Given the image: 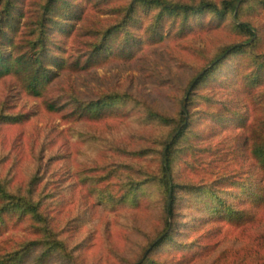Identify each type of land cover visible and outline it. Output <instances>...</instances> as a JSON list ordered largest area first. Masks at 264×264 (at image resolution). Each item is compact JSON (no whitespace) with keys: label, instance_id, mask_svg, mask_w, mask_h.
I'll use <instances>...</instances> for the list:
<instances>
[{"label":"rangeland","instance_id":"1","mask_svg":"<svg viewBox=\"0 0 264 264\" xmlns=\"http://www.w3.org/2000/svg\"><path fill=\"white\" fill-rule=\"evenodd\" d=\"M40 1L24 3L33 10ZM129 6L130 0L86 5L83 34L62 43L64 56L80 57L96 44L95 32L119 25L94 68L61 74L56 83L62 95L85 104L112 98L102 117L72 119L26 97L13 82H0V180L25 194L37 172L38 201L65 247L40 258L42 243L25 264H264V209L235 225L215 216V201L207 198L210 191L246 211L252 206H243L239 192L262 179L249 146L243 151L233 142L240 129L222 110H239L251 125L264 126V4L237 2L239 21L204 13L186 22L167 15L158 20V9L139 6L124 21ZM236 22L251 25L255 37L193 91L195 120L173 158L179 188L175 216L167 221L161 149L174 124L157 115L175 120L190 81L222 49L249 40ZM124 42L130 50L120 49ZM254 75L260 80L251 88ZM5 220L0 256L24 239L42 238L29 233L25 219ZM167 222L172 229L165 232ZM170 232L172 242L153 248Z\"/></svg>","mask_w":264,"mask_h":264},{"label":"trees","instance_id":"2","mask_svg":"<svg viewBox=\"0 0 264 264\" xmlns=\"http://www.w3.org/2000/svg\"><path fill=\"white\" fill-rule=\"evenodd\" d=\"M108 0H41L29 10L25 0H0V82H13L17 90L38 102H41L49 111L70 118L98 119L102 117L111 107L112 98L97 100L89 104L82 103L80 99L75 101L72 98L62 95L56 83L61 79V74H81L94 68L105 52L110 50L112 42L115 41L119 32V25L94 33L99 39L92 49L80 57L71 55L64 56V40H70L73 35H81L82 21L84 20V8L86 5L105 3ZM250 0H224L219 5L209 1L191 3H170L165 0H130L129 12L124 13V21L133 13L135 6L145 9H158L157 19L162 16L181 17L184 22L193 16L211 13L219 18H225L233 14L234 20L239 21V13L236 12V3L249 2ZM264 4V0H254ZM28 2V1H27ZM30 4V3H28ZM81 25V26H80ZM236 28L247 33L250 37L245 43L228 46L222 49L189 83L177 118L169 119L157 115L161 123L173 122L174 127L162 144L160 185L165 189L166 195V219H173L175 216L176 189L177 184L173 183V158L180 153L177 146L185 142L188 131L194 124L193 91L205 79L215 75L218 66L232 55L249 48L250 40L255 37V31L247 23L236 22ZM85 34V33H84ZM86 36V34H85ZM84 45L90 46V41H84ZM126 42L120 45V49L130 50L125 47ZM255 62V61H254ZM260 79L254 75L249 87H255ZM252 89L246 91L248 99L252 100ZM64 91V90H63ZM210 100H208V103ZM249 105L248 103H246ZM208 107H211V105ZM228 112V113H227ZM222 113L230 116L240 134L233 138L237 147L243 145V151L249 146V155L257 159L262 179L257 185L240 190L243 206L250 204L252 207L246 211L237 212L226 205L227 201L220 199L217 194L209 191L208 197L215 201L211 208L215 216L228 219L232 224L240 225L244 219L254 220L257 210L264 209V126L251 125L239 110H230L225 107ZM65 115V116H66ZM74 116V117H73ZM34 179H31L29 188L25 194L11 192L6 183L0 180V225H4L6 218L16 217L25 219L31 223L27 230L33 236L41 235L42 238L24 239L17 244L10 252L0 256V264H25L35 248L42 244L45 251L40 258L47 257L50 251L61 249L65 251L64 244L57 239L49 218L43 214L42 206L38 201L35 181L38 179L35 172ZM190 194V193H189ZM212 211L209 212L211 214ZM172 229L170 222L166 223L165 232ZM165 236V235H164ZM172 232L161 237L152 245L153 248L160 247L161 243L172 242ZM171 244V243H170ZM140 264V263H139Z\"/></svg>","mask_w":264,"mask_h":264}]
</instances>
